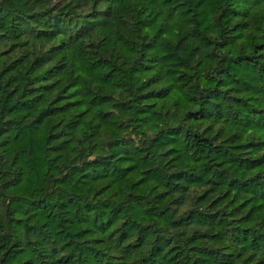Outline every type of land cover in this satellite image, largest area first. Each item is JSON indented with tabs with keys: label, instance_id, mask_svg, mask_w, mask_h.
<instances>
[{
	"label": "trees",
	"instance_id": "trees-1",
	"mask_svg": "<svg viewBox=\"0 0 264 264\" xmlns=\"http://www.w3.org/2000/svg\"><path fill=\"white\" fill-rule=\"evenodd\" d=\"M0 264H264V0H0Z\"/></svg>",
	"mask_w": 264,
	"mask_h": 264
}]
</instances>
